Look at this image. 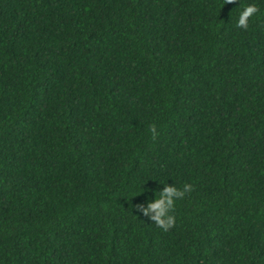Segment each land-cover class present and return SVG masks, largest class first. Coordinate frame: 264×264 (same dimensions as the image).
<instances>
[{
	"label": "trees",
	"instance_id": "obj_1",
	"mask_svg": "<svg viewBox=\"0 0 264 264\" xmlns=\"http://www.w3.org/2000/svg\"><path fill=\"white\" fill-rule=\"evenodd\" d=\"M0 264H264V0H0Z\"/></svg>",
	"mask_w": 264,
	"mask_h": 264
},
{
	"label": "clouds",
	"instance_id": "obj_2",
	"mask_svg": "<svg viewBox=\"0 0 264 264\" xmlns=\"http://www.w3.org/2000/svg\"><path fill=\"white\" fill-rule=\"evenodd\" d=\"M231 2V0H228ZM258 11L257 6L254 3L244 4L239 9L238 17L236 20V26L241 28H247L249 18ZM154 132V128L152 129ZM192 185L185 183L182 187H176L174 184L164 183V187L158 190V195L153 194V198L148 200L147 206L142 208L141 211L144 214L153 212L150 217L152 221L156 223L162 230H167L174 224V217L171 214L174 201L182 198L186 192L192 190Z\"/></svg>",
	"mask_w": 264,
	"mask_h": 264
}]
</instances>
